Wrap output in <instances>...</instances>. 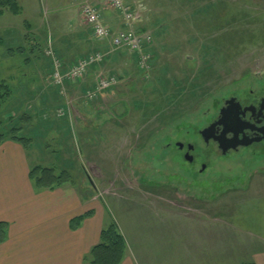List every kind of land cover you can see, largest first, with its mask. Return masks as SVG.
Wrapping results in <instances>:
<instances>
[{
    "label": "rangeland",
    "instance_id": "1",
    "mask_svg": "<svg viewBox=\"0 0 264 264\" xmlns=\"http://www.w3.org/2000/svg\"><path fill=\"white\" fill-rule=\"evenodd\" d=\"M125 1L147 7L140 26L149 22L155 66L140 72L127 50L90 30L96 51L122 57L125 65H114L129 73L92 104L82 85L60 96L44 56L42 38L71 22L84 26L77 0H17L21 14L0 17V134L32 137L30 167L67 171L85 184L105 227L114 222L127 246L149 250L154 263L175 264L186 239L202 264H253L250 255L264 248V146L219 160L195 133L224 98L264 75V0ZM53 115L62 120L42 127ZM41 127L60 138L36 133ZM181 139L197 144L204 174L165 148Z\"/></svg>",
    "mask_w": 264,
    "mask_h": 264
},
{
    "label": "crops",
    "instance_id": "2",
    "mask_svg": "<svg viewBox=\"0 0 264 264\" xmlns=\"http://www.w3.org/2000/svg\"><path fill=\"white\" fill-rule=\"evenodd\" d=\"M145 8L147 10V7ZM47 9H49L48 6ZM147 13L148 10L137 21L138 29H140V22L144 20ZM149 16L150 13L148 19H150ZM104 19V22L113 31L121 29L122 19L118 13H106ZM144 27L149 28V22ZM51 39L55 54L57 56L59 53L62 54L61 58L66 63L72 62L73 64V61H77L76 59L81 57L80 53L87 55L97 49L90 29L75 25L74 22L66 24L63 30L54 34ZM44 40L46 39L42 38V41ZM121 58L113 54L110 63L102 65L94 72L90 71L81 83L69 88L75 89L82 85L84 86L83 98L86 104L99 101L108 91L104 92L98 100L88 101L85 97L86 90L94 85L97 76H109L110 64L113 66L120 60L119 62L122 63L119 64L125 65L126 61H122ZM68 98H70L69 95ZM87 107L91 108L90 105ZM85 120L95 119L88 117ZM82 130L83 128H80L79 131ZM38 132L36 130V133ZM42 132L52 141L60 138L54 134L55 131ZM71 133L73 134V132ZM30 138L32 139V137ZM34 150L36 151L37 148L33 145L25 150L20 144L11 140H5L0 145V222L8 224L7 239L3 244H0V264H85L83 258L99 242L100 232L105 228L104 210L100 202L97 203L91 196V193L82 189L86 188L85 184H81V186L65 185L53 191H35L28 178L31 168L29 157L35 154ZM86 213H90V216L84 218L77 229H71V220ZM166 236H171V233H167ZM173 236L177 235L174 233ZM188 244L184 239L182 248L176 253L179 255L177 258L175 257L178 260L175 261V264H202V257L188 255L195 252L194 249H188ZM250 246L244 244L243 248L246 251L247 248L251 249ZM126 248L125 258L121 264H158L154 263V257L151 261L149 250L130 249L127 244ZM164 253L168 256L175 251L170 252L167 249L164 250ZM182 256L191 257V259L185 260L186 258H180ZM249 262L264 264V248L255 250L250 255ZM238 264L244 263L238 262Z\"/></svg>",
    "mask_w": 264,
    "mask_h": 264
},
{
    "label": "trees",
    "instance_id": "3",
    "mask_svg": "<svg viewBox=\"0 0 264 264\" xmlns=\"http://www.w3.org/2000/svg\"><path fill=\"white\" fill-rule=\"evenodd\" d=\"M135 8L136 7H134V9ZM6 12L14 16L21 14V8L17 0H0V17ZM138 30L141 33H145L147 32L148 28L141 27ZM96 50H94V52H96ZM149 53L151 54L150 68H154L155 66L154 62L156 58L154 57V53L153 51L150 50V48H149ZM61 56L62 54L59 53L58 58L59 61L61 62L63 71H67L69 68L72 67L73 64L76 63V61H73V64L72 62L66 63L65 60L61 58ZM84 56L85 55L79 57L78 59ZM132 60L134 61L133 62L134 66L139 70L138 57L136 55H132ZM47 61L49 62V67H50L48 71L49 75H52L54 70L53 62L50 61L49 59H47ZM106 63H110V57H105L104 61L100 66H95V65L91 66L88 70V73H90V71L94 72L96 69H98L99 67H101ZM110 68L111 69L109 72V76H115L118 82L122 79L129 77L128 75L129 73L127 72V70L125 71V69L124 70L118 69L115 66H112L111 64H110ZM139 71L146 72L143 70L142 71L139 70ZM72 86H73L72 84L68 85V87H72ZM44 119L47 120L46 117ZM48 120L44 121V123H41L42 127L46 126L47 122L50 123V121L51 122L53 121L59 123V121H61L62 119H59V117L57 118L56 116L53 115V116H49ZM64 122L65 124H67L65 120ZM37 130L39 131L38 133H41V129L37 128ZM68 130L67 132L71 133V130L69 131ZM11 132L12 133L10 137L6 136L5 134H0V145L5 140H11L15 143L20 144L25 150H28V148L32 144V139L29 137L28 138L19 137L16 135L17 133L15 131H11ZM68 139H69V134L67 140ZM28 178L35 191H39V192L45 190L53 191L65 185H75V183L73 182V178L69 172L57 171L55 168L52 167H43V166L32 167L29 170ZM89 216L90 213H86L83 216H79L72 219L70 222L71 229H77L80 223L83 221V219ZM7 231H8V224L5 222H0V244H3L6 241ZM125 254H126V242L122 234L120 233L117 225L114 222H111L110 224L106 225V227L100 232L99 242L90 249L89 253L83 258V261L85 264H121L125 258Z\"/></svg>",
    "mask_w": 264,
    "mask_h": 264
},
{
    "label": "built area",
    "instance_id": "4",
    "mask_svg": "<svg viewBox=\"0 0 264 264\" xmlns=\"http://www.w3.org/2000/svg\"><path fill=\"white\" fill-rule=\"evenodd\" d=\"M100 9L104 11H117L123 19L125 29L115 34L102 22ZM142 6H137L135 9L127 6L124 0H81L80 2V19L90 26L95 38L99 40L108 39L111 45L115 48H124L131 53L139 55V65L141 68L147 69L150 56L143 53L145 46L151 44V36L148 33H139L133 30V23L140 18ZM46 54L53 58L51 50ZM103 56L99 53L88 55L80 59L68 73L62 75L60 73V63L53 58L54 73L52 79L56 85L62 86L65 80L77 81L80 80L87 69L94 64L102 61ZM117 80L114 77L99 78L96 86L87 95L90 99L95 98L102 91L114 86Z\"/></svg>",
    "mask_w": 264,
    "mask_h": 264
},
{
    "label": "flooded vegetation",
    "instance_id": "5",
    "mask_svg": "<svg viewBox=\"0 0 264 264\" xmlns=\"http://www.w3.org/2000/svg\"><path fill=\"white\" fill-rule=\"evenodd\" d=\"M262 74V73H261ZM264 76V75H263ZM256 74L255 81L250 89L246 90H239L234 94L228 95L226 98L223 99L222 104L218 106V108L214 111V115L207 121L205 126H201L195 135L197 136L198 141L206 148L212 149L214 152L215 157H219L220 159H225L230 156H238L243 151L251 149V147L260 145L264 146V140L261 141H254L251 145L247 147H239L237 150L230 149L225 154H223L222 150L218 147V144L215 138H218L221 134L223 127L216 126V128L212 132V139L205 143L201 137V132L205 129L210 127L211 125L215 124L221 118V110L225 107V103L228 100L234 99L236 104L239 105L238 116L239 121L246 127L243 131H241L239 138L240 140L245 138L246 141L259 139L261 138V134L257 131L264 127V77ZM237 105V106H238ZM233 137V134L228 133L227 138L230 139ZM173 140V139H172ZM170 140L166 143L165 148L169 150L171 153L173 149L176 150L178 156L182 157L183 160L189 165V168L192 170L194 174H204L207 170V166L200 160L198 157L197 152V144L187 141L185 139L172 141ZM177 143L181 144L182 147L177 146ZM191 148L189 149V147ZM216 160V161H219ZM200 162V163H199ZM199 166L197 170L196 167ZM229 167V166H228ZM197 170V171H196Z\"/></svg>",
    "mask_w": 264,
    "mask_h": 264
},
{
    "label": "water",
    "instance_id": "6",
    "mask_svg": "<svg viewBox=\"0 0 264 264\" xmlns=\"http://www.w3.org/2000/svg\"><path fill=\"white\" fill-rule=\"evenodd\" d=\"M236 104L234 99L228 100L225 103V107L221 110V118L215 124L211 125L208 128H205L200 134L205 143L214 137H212V132L216 128V126L223 127V130L218 138H215L218 147L222 150L223 154H225L230 149L237 150L239 147H247L251 145L254 141L264 140V127L258 129L257 131L261 134V138L246 141L245 138H239L241 131H243L246 127L239 121L238 110L239 105ZM233 134V137L228 139L227 134ZM177 146L182 147L181 144L177 143ZM191 146L189 147V149Z\"/></svg>",
    "mask_w": 264,
    "mask_h": 264
}]
</instances>
